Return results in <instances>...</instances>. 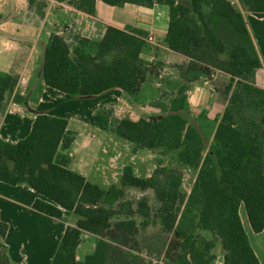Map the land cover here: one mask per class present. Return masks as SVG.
I'll return each instance as SVG.
<instances>
[{
	"label": "trees",
	"instance_id": "16d2710c",
	"mask_svg": "<svg viewBox=\"0 0 264 264\" xmlns=\"http://www.w3.org/2000/svg\"><path fill=\"white\" fill-rule=\"evenodd\" d=\"M60 1L96 12L97 0ZM104 1L110 5L166 4L165 41L172 50L193 64L206 63L210 51L227 55L215 67L231 75L226 86L231 102L219 121L213 122L206 152L204 134L188 117L185 86L178 88L170 105L152 103L163 112L160 118L113 117L109 126L112 134L133 142L135 151L178 149L179 162L198 169L190 192L183 189L181 168L158 166L150 176H140L127 164L121 184L153 189L160 201L155 215L147 199L135 207L123 199L125 190L117 184L104 188L68 167L69 157L59 155L61 144L71 139L68 120L48 114H38L30 133L16 143L0 138V180L34 188L41 195L34 207L43 213L62 217L68 210L79 216L75 225H68L51 264H107L113 245L106 230L114 226L134 236L154 218L181 239L174 264L216 263L217 242L200 230L220 238L224 264H261L241 215L244 207L253 231L264 230V89L255 84L261 60L242 11L230 0H190L189 4L182 0ZM240 1L249 11L264 16V0ZM38 11L43 14L42 8ZM146 35L142 30L110 25L101 39L79 36L72 44L63 35L52 34L45 49L43 80L74 96L100 94L113 87L135 94L147 80L148 69L141 63L143 51L149 49ZM18 82L19 75L0 73V110ZM200 114L207 118L205 111ZM7 228L0 220V264L9 263L4 250ZM85 232L97 236L96 247L78 259L77 248Z\"/></svg>",
	"mask_w": 264,
	"mask_h": 264
},
{
	"label": "crops",
	"instance_id": "0c3cea01",
	"mask_svg": "<svg viewBox=\"0 0 264 264\" xmlns=\"http://www.w3.org/2000/svg\"><path fill=\"white\" fill-rule=\"evenodd\" d=\"M183 1L190 3V0ZM230 1L244 15L261 60L255 84L264 89V16L249 11L240 0ZM42 11L40 14L30 0H0V73L19 75L17 86L9 95L5 108L0 110V138L12 143L25 138L38 114L63 117L68 120L67 135L71 139L68 144H61L59 155H67L68 167L91 182L104 188L112 184L124 190L127 187L121 184V176L124 167L133 163H126L120 148L126 143L116 139L109 126L113 117L128 116L138 120L162 116L159 107L144 100L148 97L140 98L148 82L158 89L157 96L162 90L176 92L180 86H185L188 117L205 111L207 118L218 122L231 102V93L226 91L231 80L229 73L215 66L209 68L206 63L193 64L189 57L172 50L166 43L169 25L166 4L155 2L143 6L125 2L110 5L97 0L96 12L90 14L67 1L46 0ZM110 25L142 30L155 38L142 54L149 60L158 61L163 68L159 72L148 70L147 80L138 92L129 94L120 87H113L100 94L74 96L44 82L45 49L52 34L63 35L68 42L71 34L101 39ZM146 90L144 94L148 92ZM100 131L104 133L101 137ZM133 153V157L138 155V151ZM151 173L147 170L146 175ZM137 189L153 193L150 188ZM38 197L41 195L26 183L10 184L0 180V220L8 225L4 238L8 264H51L68 225H75L79 219L73 211L65 210L62 217H54L37 210L34 202ZM248 224H245L246 230L261 264H264V237L253 238L252 234L256 232L249 221ZM151 225L138 234L144 230L148 232ZM110 230L116 234L125 232L113 226L105 231V235ZM91 237L94 242L87 244ZM96 239L93 233L83 234L77 248L78 259L95 250ZM82 248L84 256L80 254Z\"/></svg>",
	"mask_w": 264,
	"mask_h": 264
},
{
	"label": "rangeland",
	"instance_id": "374dc122",
	"mask_svg": "<svg viewBox=\"0 0 264 264\" xmlns=\"http://www.w3.org/2000/svg\"><path fill=\"white\" fill-rule=\"evenodd\" d=\"M183 1V0H182ZM46 0H35L34 3L37 6V9L43 8L45 6ZM45 8V7H44ZM88 13V12H87ZM149 35V34H148ZM79 35L71 34L70 43L74 44ZM70 38V35H69ZM93 38V37H92ZM96 39V38H95ZM150 44V42H148ZM227 55H219L214 51H210L208 53V61L206 62L211 68V66H215L222 59H225ZM141 63L147 67L148 70L153 69L155 72H159L163 66L156 60H149L146 56H141ZM155 63V65H154ZM157 64V65H156ZM236 82H234L235 84ZM177 86L178 83H172V85ZM236 86V84H235ZM154 87V88H153ZM152 88V89H151ZM147 89V90H146ZM150 89V90H149ZM148 91L144 94V91ZM144 91L140 93V98L144 100H148V102L152 105L155 101H163L170 105V99H172L176 92L172 91H164L157 96L159 93L158 89L150 82L147 83ZM138 98V97H137ZM140 111V109L138 110ZM127 112V111H126ZM163 115V112H160ZM199 120H197L196 115H189V118L192 123L196 124L205 137V151L208 150L209 143L212 140V132L214 129L213 120L206 118L204 114H200ZM103 131H100V137L104 134ZM115 135V134H114ZM116 139L126 143L123 146H120L123 155L126 158V163H133L136 173L140 176H147V170H151L152 172L158 166H166L169 168H181L183 171V189L189 193L195 179L197 177L198 169L188 166L182 165L179 162V150L178 149H167V148H157V149H139L138 155L133 157L134 155V143L130 142L126 139H123L119 136H114ZM135 151V152H137ZM133 157V158H132ZM125 196L123 199L132 201L134 206L137 207L139 201L143 199H147L152 208V214L155 215L157 208L160 205V201L157 199L154 191L152 195L149 192H145L137 189L136 187L127 186L125 188ZM241 215L243 221L246 226H248V218L246 216L245 208H241ZM140 221V218H139ZM150 230L142 231L140 234L136 236H131L126 232H117L113 233L112 230L107 232V237L110 239L112 243V253L107 264H174L176 258L180 254V242L181 239L176 235L175 232L165 231L162 228L161 223L157 218H154V222L152 223ZM208 238H213L217 242V246L215 248V252L217 253V260L215 264H224V255L225 250L222 247L220 238L214 236L210 231L200 230ZM264 237V232L261 233H253V238L255 236ZM94 242V238H88L87 244ZM85 249V246H84ZM84 250H80V254L84 256Z\"/></svg>",
	"mask_w": 264,
	"mask_h": 264
},
{
	"label": "built area",
	"instance_id": "2783aa9c",
	"mask_svg": "<svg viewBox=\"0 0 264 264\" xmlns=\"http://www.w3.org/2000/svg\"><path fill=\"white\" fill-rule=\"evenodd\" d=\"M144 39L147 41V42H153L155 40L154 36L153 35H146L144 36Z\"/></svg>",
	"mask_w": 264,
	"mask_h": 264
}]
</instances>
